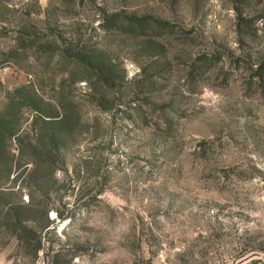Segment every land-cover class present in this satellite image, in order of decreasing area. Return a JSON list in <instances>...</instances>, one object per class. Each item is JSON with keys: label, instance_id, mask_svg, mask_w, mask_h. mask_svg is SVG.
I'll list each match as a JSON object with an SVG mask.
<instances>
[{"label": "rangeland", "instance_id": "rangeland-1", "mask_svg": "<svg viewBox=\"0 0 264 264\" xmlns=\"http://www.w3.org/2000/svg\"><path fill=\"white\" fill-rule=\"evenodd\" d=\"M0 264H264V0H0Z\"/></svg>", "mask_w": 264, "mask_h": 264}, {"label": "trees", "instance_id": "trees-1", "mask_svg": "<svg viewBox=\"0 0 264 264\" xmlns=\"http://www.w3.org/2000/svg\"><path fill=\"white\" fill-rule=\"evenodd\" d=\"M261 69V67H258L257 70Z\"/></svg>", "mask_w": 264, "mask_h": 264}]
</instances>
